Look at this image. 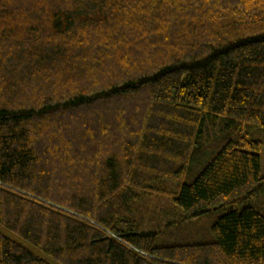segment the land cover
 Wrapping results in <instances>:
<instances>
[{"label": "trees", "instance_id": "1", "mask_svg": "<svg viewBox=\"0 0 264 264\" xmlns=\"http://www.w3.org/2000/svg\"><path fill=\"white\" fill-rule=\"evenodd\" d=\"M255 127L264 0H0V264H264Z\"/></svg>", "mask_w": 264, "mask_h": 264}, {"label": "rangeland", "instance_id": "2", "mask_svg": "<svg viewBox=\"0 0 264 264\" xmlns=\"http://www.w3.org/2000/svg\"><path fill=\"white\" fill-rule=\"evenodd\" d=\"M248 132H250L251 138L253 140H258L261 144H260V150L258 151V154H260V165H261V174L264 175V131L258 129V128H254V129H249ZM159 202L165 203L163 201V198H159ZM162 199V200H161ZM261 201L262 203H264V192L259 194L258 197H254L253 200L250 201L251 204H254L256 201ZM144 202V201H142ZM151 203L153 205L156 204V200L153 198L151 200ZM145 204V203H143ZM168 206V205H167ZM152 207V206H151ZM149 208L148 211L145 213L147 217H153L156 218L158 216L157 211L160 210L157 209L156 212L153 208ZM215 219V216H207L204 217L203 219H201L204 222L203 224H198L195 227V230H191L188 229V231L185 229V231L188 232V234L190 235V237H187L186 235H188L185 232V236L179 237V238H175L176 235H173L172 233L168 234L166 237H162L160 240L162 242H166L168 244H172V243H183V242H188V243H194V242H200V243H205L208 241L212 240V234L210 232V224H212L213 220ZM191 225V224H190ZM190 225H186V226H190ZM164 244V243H162Z\"/></svg>", "mask_w": 264, "mask_h": 264}]
</instances>
